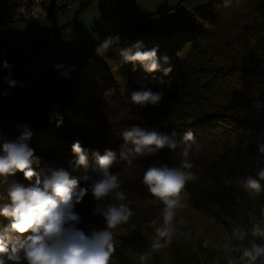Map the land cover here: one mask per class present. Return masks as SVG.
Segmentation results:
<instances>
[{
	"label": "trees",
	"instance_id": "1",
	"mask_svg": "<svg viewBox=\"0 0 264 264\" xmlns=\"http://www.w3.org/2000/svg\"><path fill=\"white\" fill-rule=\"evenodd\" d=\"M22 1H7L5 24L19 21ZM78 4L77 18L90 7L89 1ZM61 33L49 30L38 50ZM116 36L119 41L106 50L98 51L104 40L29 81L24 73L28 61L20 51L12 49L7 69L0 58L7 81L0 95V144L17 140L27 127L33 133L29 147L40 161L32 167L41 183L50 178V170L63 169L79 187H88L99 176L94 153H117L112 172L126 162L119 159L124 129L176 132L178 147L154 155V166L168 167L179 166L182 136L191 131L200 145L199 151L190 152L195 179L181 193L171 240L152 249L164 205L120 180L133 215L114 230L109 264H217L236 256L241 243L264 245L263 236L251 234L253 226L264 230V180L257 175L264 169L258 147L264 144V0H182L176 8L128 24L111 37ZM137 43L141 50L157 49L159 71L147 73L138 63L134 70L123 61L121 51L135 50ZM147 89L163 92L158 105L141 108L131 102L133 91ZM77 141L88 154L86 168L77 165L72 152ZM86 176L91 179L85 181ZM249 176L259 181L258 193L244 188ZM12 183L28 187L35 177L28 181L18 172L0 182V208L11 204ZM84 198L74 211L81 217L77 227L88 234L105 225L93 214L98 202L91 192ZM103 203L119 202L112 193ZM9 223L0 216V233ZM237 229L247 233L244 239L234 234Z\"/></svg>",
	"mask_w": 264,
	"mask_h": 264
},
{
	"label": "clouds",
	"instance_id": "2",
	"mask_svg": "<svg viewBox=\"0 0 264 264\" xmlns=\"http://www.w3.org/2000/svg\"><path fill=\"white\" fill-rule=\"evenodd\" d=\"M36 5L39 10V0H36ZM119 39L118 36L106 38L98 46V51L106 50ZM134 49L121 51L120 55L124 62L132 63L134 70L138 63L147 73L160 70L157 49L141 50L140 43H137ZM164 59L167 60V57ZM3 66L9 67L7 61ZM164 71L167 73L171 69ZM9 86H15V81H9ZM162 99L163 92H153L150 89L131 93V102L141 108L149 105L156 106ZM61 123L62 119L58 120L57 127ZM32 135V131L24 127L17 140L0 144V182L7 183V179L18 172L22 173L28 181L35 177V183L28 187L12 183L8 188L11 204L0 208V216L10 220L0 233V264H10V262L21 264V261H26V264H109L115 250L114 230L122 223H127L133 215L130 210L131 201H128L125 191L120 190L119 174L111 171L117 162V153L106 150L104 155L93 154L98 165L99 176L92 180L88 187H79L78 181L71 178L63 169L50 170V178H45L41 183L38 173L32 167L40 162L28 144ZM176 136V132L169 135L139 126L126 128L122 131L121 138L124 146L130 144L132 147L123 146L119 159L131 164L130 157L133 154L144 157L155 155L165 148L175 150L178 147ZM181 144L183 159L179 166H152L143 176V184L148 192L164 205L160 211L162 224L155 227L156 238L151 244L152 249L165 247L171 240L175 230L172 221L176 210L181 206V193L186 184L195 179V174L191 171L194 165L190 159V152L194 148L199 151L200 145L191 131L183 134ZM258 147L264 154V144ZM72 152L77 157V165L86 168L88 154L79 141L73 144ZM257 175L259 180H264V169H260ZM84 179L88 181L91 178L86 176ZM243 186L250 193H258L261 190L259 181L251 176ZM89 192L98 202L93 214L102 217L105 226L86 234L77 227L81 223V217L74 209ZM112 193L119 203H103ZM156 223L155 219L151 221L153 226ZM25 233L31 234L19 239ZM234 234L241 240L247 235L240 229H237ZM251 234L264 236V230H261L259 226H253ZM161 240L165 243H160ZM262 256H264V246L252 243L251 248L243 249L241 260L246 259L247 264H255ZM141 259L144 258L141 257ZM229 264H234V261L230 260Z\"/></svg>",
	"mask_w": 264,
	"mask_h": 264
},
{
	"label": "rangeland",
	"instance_id": "3",
	"mask_svg": "<svg viewBox=\"0 0 264 264\" xmlns=\"http://www.w3.org/2000/svg\"><path fill=\"white\" fill-rule=\"evenodd\" d=\"M7 1L0 0V58L3 64L5 61L8 64L12 49L20 51L28 61L24 73L29 81L57 67L80 50L125 29L128 24L176 8L182 0H53L57 1L59 8L63 3L70 7L64 11L55 10L57 13L49 20L34 26L20 21L5 24ZM80 1H89L90 7L77 18ZM49 30L62 33L51 45L38 50V44ZM4 70L0 67V95L7 84ZM131 160V164L126 161L113 172L119 174V181L127 187L151 195L143 184V176L149 167L154 166V155H135Z\"/></svg>",
	"mask_w": 264,
	"mask_h": 264
},
{
	"label": "built area",
	"instance_id": "4",
	"mask_svg": "<svg viewBox=\"0 0 264 264\" xmlns=\"http://www.w3.org/2000/svg\"><path fill=\"white\" fill-rule=\"evenodd\" d=\"M69 7L70 6L67 5V9H69ZM58 8L57 1L39 0V10H37L36 0H23L17 9V19L28 26H34L49 20L57 13L55 10ZM262 240L264 241V236ZM251 245L252 243H241L236 256H226L223 260L218 261L217 264H229L230 260L234 261V264H247V260H241V256L243 254V249L251 248ZM255 264H264V256L259 257Z\"/></svg>",
	"mask_w": 264,
	"mask_h": 264
},
{
	"label": "crops",
	"instance_id": "5",
	"mask_svg": "<svg viewBox=\"0 0 264 264\" xmlns=\"http://www.w3.org/2000/svg\"><path fill=\"white\" fill-rule=\"evenodd\" d=\"M53 1V0H52ZM85 2V1H84ZM81 3H83V2H81ZM64 4V3H63ZM63 4H61V6L63 5ZM79 5V4H78ZM64 6V5H63ZM95 45V44H94ZM94 45H92V46H94ZM92 46H90V47H92ZM89 48V47H88ZM84 49H86V48H84ZM84 49H82V50H84ZM81 51V50H80ZM66 61V60H65ZM62 63V62H61ZM61 63H59V64H61ZM28 80V79H27Z\"/></svg>",
	"mask_w": 264,
	"mask_h": 264
}]
</instances>
